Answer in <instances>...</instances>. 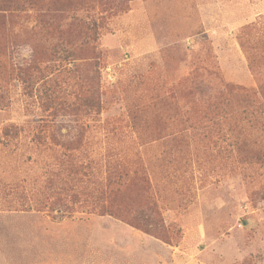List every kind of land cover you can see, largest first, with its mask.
Instances as JSON below:
<instances>
[{"label":"rangeland","instance_id":"rangeland-1","mask_svg":"<svg viewBox=\"0 0 264 264\" xmlns=\"http://www.w3.org/2000/svg\"><path fill=\"white\" fill-rule=\"evenodd\" d=\"M41 8L0 12V264H264V0Z\"/></svg>","mask_w":264,"mask_h":264},{"label":"trees","instance_id":"trees-1","mask_svg":"<svg viewBox=\"0 0 264 264\" xmlns=\"http://www.w3.org/2000/svg\"><path fill=\"white\" fill-rule=\"evenodd\" d=\"M95 3L96 0H0V12H10L15 13L19 11H23V9L27 6L33 7H42L49 8L44 11H57L64 13H77L86 10V7L91 3ZM48 5V6H45ZM41 8V9H42ZM53 8V9H51ZM83 24L87 25L86 22ZM86 36L88 37L90 33V28L86 27ZM227 92L231 95L238 94V91L244 92V97H242V101L244 104L252 106L254 101V93L245 88H236L233 85L227 84L226 86ZM262 90V87L260 88ZM241 94V93H240ZM18 129L10 126L4 129V134L7 137L16 138L19 133ZM80 167H75V171H80ZM107 194L106 189H102L99 192L100 197H104Z\"/></svg>","mask_w":264,"mask_h":264}]
</instances>
